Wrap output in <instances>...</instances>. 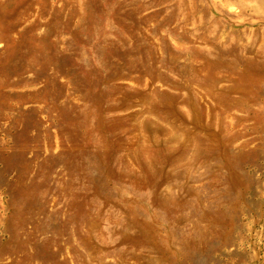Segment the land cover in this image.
<instances>
[{
	"label": "rangeland",
	"instance_id": "374dc122",
	"mask_svg": "<svg viewBox=\"0 0 264 264\" xmlns=\"http://www.w3.org/2000/svg\"><path fill=\"white\" fill-rule=\"evenodd\" d=\"M0 264H264V0H0Z\"/></svg>",
	"mask_w": 264,
	"mask_h": 264
}]
</instances>
